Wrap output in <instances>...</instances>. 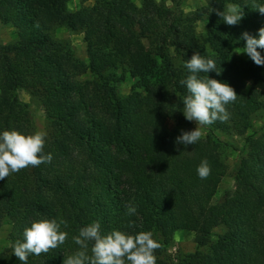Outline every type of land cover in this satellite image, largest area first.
I'll return each mask as SVG.
<instances>
[{"label": "trees", "instance_id": "trees-1", "mask_svg": "<svg viewBox=\"0 0 264 264\" xmlns=\"http://www.w3.org/2000/svg\"><path fill=\"white\" fill-rule=\"evenodd\" d=\"M72 2L0 0V24L17 35L0 45V133L33 134L29 106L19 98L24 91L44 111V153L53 157L0 180V229L11 225L0 264H22L12 247L44 218L66 220L61 230L68 238L48 253L30 255L27 264H63L79 250L72 237L95 221L102 235L152 232L162 245L156 264H176L168 248L180 231L194 234L196 249L177 264H264V127L249 133L264 98L246 88L263 80L264 66L243 53L241 39L245 31L258 38L264 15L252 8L253 0H206L192 14L155 0L140 6L96 0L78 10ZM229 3L245 13L236 26L211 12ZM201 21L205 33L199 36ZM61 27L83 34L86 62L54 38ZM196 52L222 69L199 76L228 83L238 97L226 105L228 121L202 126L206 135L194 145H177L182 130L196 123L183 114L188 92L179 83L190 75L185 62ZM127 77L131 90L120 96L117 85ZM218 134L240 138L242 150L234 195L212 204L227 170L221 157L227 144ZM204 159L211 167L207 179L197 174ZM129 205L137 208L134 216L126 215ZM217 228L223 233L213 240Z\"/></svg>", "mask_w": 264, "mask_h": 264}, {"label": "clouds", "instance_id": "clouds-1", "mask_svg": "<svg viewBox=\"0 0 264 264\" xmlns=\"http://www.w3.org/2000/svg\"><path fill=\"white\" fill-rule=\"evenodd\" d=\"M247 6V5H246ZM252 8L264 15V4L255 3ZM216 12L229 26L238 25L244 18L243 7L239 4L229 3L223 11L211 9ZM36 27H39L37 24ZM245 53L257 66H264V56L257 49H264V27L258 30V38L247 31L242 33ZM185 67L190 75L179 83L186 87L188 95L183 100V114L188 121H195L197 127L192 131H183L176 138L177 145H194L203 136L199 126H209L216 121L226 122L230 119V113L226 105L236 101L238 95L228 83L216 79L204 78L199 73L216 72L220 75L221 67H217L215 60L205 58L199 52L194 53L185 62ZM251 82L246 83V88ZM47 133L37 131L34 134L24 135L16 130L0 133V180H4L12 173L29 166L38 167L43 163H50L52 154L44 153L45 137ZM197 174L201 179H207L211 174V167L207 159H204L197 168ZM137 208L129 205L127 216H134ZM129 221V226L133 225ZM67 228V221L63 219H40L25 228L24 240H17L12 247V254L22 264H27L30 255L39 256L48 253L64 244L68 233L61 230V226ZM79 250L64 259L63 264H156L155 251L162 245L153 238L152 232H140L136 235L126 234L120 230H113L106 235L101 233V224L95 221L79 230V234L72 237ZM91 243V255L89 244Z\"/></svg>", "mask_w": 264, "mask_h": 264}, {"label": "rangeland", "instance_id": "rangeland-1", "mask_svg": "<svg viewBox=\"0 0 264 264\" xmlns=\"http://www.w3.org/2000/svg\"><path fill=\"white\" fill-rule=\"evenodd\" d=\"M96 0H73L71 4L72 10H78L86 7H91L94 5ZM156 2H164L169 8L178 3L180 8L186 14H192L198 8H202L206 5V0H155ZM133 2L140 6L142 0H133ZM196 31L199 36L205 33L204 22H198L196 25ZM54 38L57 41L66 42L70 45V48L78 59L86 62V45L83 39L82 33H72L66 28H57L53 33ZM17 39L16 31L8 26H2L0 24V45H5L8 43H13ZM133 81L127 77L126 81L117 85V91L120 96H126L129 94ZM251 87L259 90L262 97L264 98V76L263 80L255 85L251 84ZM20 100L29 106V110L33 121V134L37 131H44L47 133L48 126L45 118L44 111L42 108L33 100L28 93L24 91L19 92ZM197 123H194L192 130H195ZM203 136L206 135L205 129L202 126ZM264 127V106L253 118L252 129L249 131L259 132ZM219 135V134H218ZM220 136V135H219ZM222 140L227 144L223 147L221 151V157L227 166L225 176L223 177L217 193L212 201V204L224 201L234 195L236 191L234 174L239 164L240 150H242V140L238 137L223 135L220 136ZM10 223L6 221L0 229V252L8 247V235L10 232ZM223 233L222 228H217L213 231V240L217 238L218 235ZM196 249L194 243V234L191 232L180 231L175 233L172 245L168 248V254L173 259L174 263L177 264L179 260L183 257H188L194 253Z\"/></svg>", "mask_w": 264, "mask_h": 264}]
</instances>
